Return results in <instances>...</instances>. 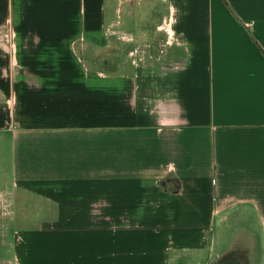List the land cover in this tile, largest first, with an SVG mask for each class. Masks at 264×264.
<instances>
[{
	"label": "crops",
	"instance_id": "1",
	"mask_svg": "<svg viewBox=\"0 0 264 264\" xmlns=\"http://www.w3.org/2000/svg\"><path fill=\"white\" fill-rule=\"evenodd\" d=\"M0 214V264H264V0H0Z\"/></svg>",
	"mask_w": 264,
	"mask_h": 264
},
{
	"label": "rangeland",
	"instance_id": "2",
	"mask_svg": "<svg viewBox=\"0 0 264 264\" xmlns=\"http://www.w3.org/2000/svg\"><path fill=\"white\" fill-rule=\"evenodd\" d=\"M81 59L85 61L86 65L98 71L103 70L104 52L103 47H86L79 51ZM2 215V214H0ZM1 217V216H0Z\"/></svg>",
	"mask_w": 264,
	"mask_h": 264
}]
</instances>
